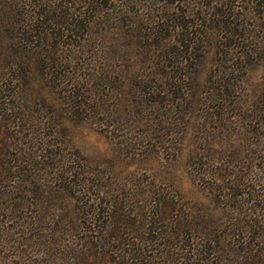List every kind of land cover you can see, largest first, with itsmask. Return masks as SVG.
Wrapping results in <instances>:
<instances>
[{
    "label": "rangeland",
    "instance_id": "obj_1",
    "mask_svg": "<svg viewBox=\"0 0 264 264\" xmlns=\"http://www.w3.org/2000/svg\"><path fill=\"white\" fill-rule=\"evenodd\" d=\"M221 3L233 13L230 36L207 16ZM74 5L89 6L93 21L80 31L79 39L88 38L81 50L85 57L105 61L115 81L118 73L131 79L122 86L118 109L121 119H133L127 121L129 129H147L141 116L148 114L152 97L144 93L149 78L138 84L134 76L168 71L182 84V98L174 122L164 127L169 139L161 149L148 140L142 149L127 146L99 118L74 115L55 136L56 163L55 155L37 156L33 143L36 156L22 166L36 178L20 193L29 203L27 213L45 219V229L55 232L53 251L84 214L82 193L63 179L74 165L93 175L88 195L103 214L115 204L121 213L136 211L131 215L142 219L156 211L171 214L176 203L174 208L188 213L225 217L228 212L218 204L221 189L229 194L227 203L256 200L257 191L264 195V0H76ZM171 99L176 100L174 92L163 104ZM18 144L13 139L11 151ZM197 152L207 159L200 170ZM31 251L42 257L39 248ZM91 256V264H99Z\"/></svg>",
    "mask_w": 264,
    "mask_h": 264
},
{
    "label": "trees",
    "instance_id": "obj_2",
    "mask_svg": "<svg viewBox=\"0 0 264 264\" xmlns=\"http://www.w3.org/2000/svg\"><path fill=\"white\" fill-rule=\"evenodd\" d=\"M75 2L0 0V264H85L87 260L91 264V255L100 259L99 264H264V195L260 191L255 193L256 200L237 198L231 204L229 194L227 198L221 189L224 197L218 204L228 212L225 217L188 213L174 208L176 203L171 214L156 211L142 219L131 215L136 211L121 213L115 204L103 214L88 195L95 186H88L93 175L88 176L80 165L70 167L63 179L82 193L84 214L78 222L72 219L70 237L53 251L55 232L45 229V219L27 213L29 203L20 193L25 183L36 178L22 166L36 156L30 149L33 143L37 156L55 155L56 163L55 136L65 126L64 119L74 115L99 118L105 130L127 146L142 149L150 144L161 149L169 139L164 127L174 122L172 116L182 98V84L168 71L158 68L134 76L132 81L138 84L149 78L144 93L152 97L148 114L141 116L147 129H129L127 121L133 119H121L118 109L122 86L131 79L118 73L115 81L105 61L95 63L85 57L86 51L81 50L88 38L79 39L80 31L93 21L89 6L77 8ZM232 15L221 3L207 16L230 36ZM173 92L176 100L164 105ZM13 139L21 141L15 151H11ZM146 140L149 144L143 145ZM206 160L202 153L194 156L199 170ZM179 208L186 210L183 205ZM109 225L113 228L104 230ZM35 247L42 257L33 256Z\"/></svg>",
    "mask_w": 264,
    "mask_h": 264
}]
</instances>
